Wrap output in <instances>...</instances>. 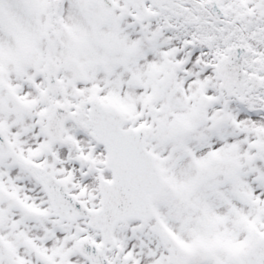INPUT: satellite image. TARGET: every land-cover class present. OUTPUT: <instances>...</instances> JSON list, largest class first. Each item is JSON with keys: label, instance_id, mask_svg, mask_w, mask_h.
<instances>
[{"label": "snow or ice", "instance_id": "1", "mask_svg": "<svg viewBox=\"0 0 264 264\" xmlns=\"http://www.w3.org/2000/svg\"><path fill=\"white\" fill-rule=\"evenodd\" d=\"M0 264H264V0H0Z\"/></svg>", "mask_w": 264, "mask_h": 264}]
</instances>
